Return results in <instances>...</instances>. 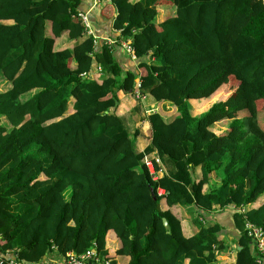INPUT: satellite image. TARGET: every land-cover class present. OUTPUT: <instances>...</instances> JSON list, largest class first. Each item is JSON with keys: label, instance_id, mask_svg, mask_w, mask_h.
<instances>
[{"label": "trees", "instance_id": "obj_1", "mask_svg": "<svg viewBox=\"0 0 264 264\" xmlns=\"http://www.w3.org/2000/svg\"><path fill=\"white\" fill-rule=\"evenodd\" d=\"M160 3L174 11L157 23ZM81 6L0 0V78L10 85L0 91V250L37 263L95 241L114 264L112 231L127 264H261L246 224L264 229V0L105 2L138 73L87 33ZM229 83L236 86L223 97ZM119 90L177 108L148 115L142 151L117 113ZM217 91L195 112L194 102ZM223 120L231 122L217 133ZM154 150L168 167L155 179L145 164ZM230 205L244 208L234 214L241 248L221 238L220 224L199 219ZM185 208L200 227L193 236L183 233Z\"/></svg>", "mask_w": 264, "mask_h": 264}, {"label": "crops", "instance_id": "obj_2", "mask_svg": "<svg viewBox=\"0 0 264 264\" xmlns=\"http://www.w3.org/2000/svg\"><path fill=\"white\" fill-rule=\"evenodd\" d=\"M81 9L84 11L89 12L90 20L92 21L93 29L98 37L97 40L99 45L102 43H108V38L118 40V43H112L113 45L111 48L113 50V54L123 68V70H132L138 73V59H134L124 48L120 45V41L124 39H119L120 37V30H117L114 27V15L115 11L108 10L105 13L101 11V8H91L90 0H82ZM167 9H169V14H167ZM158 16H157V23L163 21L168 16H171L174 8L171 3H160L157 5ZM116 16V14H115ZM118 38V39H117ZM66 44L64 38H59L56 41V46ZM4 83H7L4 81ZM10 87L9 83H7V89ZM6 89V90H7ZM118 97L120 98V103L117 109V113L123 118V121L128 126L129 132L132 134V137L135 141V145L139 151H142L149 145L151 140V124L148 120V115L153 111H158L163 114L165 117H171L177 114V108L173 106L172 114L167 112L166 110H162L159 105L164 104L167 101H156L154 98L147 97L146 99H136V95L131 93H124L123 91H118ZM171 103V102H169ZM172 104V103H171ZM174 105V104H172ZM71 111L72 108H71ZM201 112V111H200ZM169 113V114H168ZM158 158L157 165L159 169H155L157 171V178L162 176L165 172H167L168 167L157 154V151L154 150L151 154L150 158ZM156 161H154L155 163ZM201 175L200 168H196L195 176L199 179ZM218 176H220L218 174ZM217 176L216 173L212 174L211 182L213 184L218 183L220 178ZM263 201V200H262ZM257 206V205H256ZM168 205H165L164 208H167ZM198 210V209H197ZM242 211L241 209L230 205L225 208H218L215 206V210L213 211H200L202 214L200 216V221L206 226L220 224L221 225V238L225 240L230 246H237L238 240L240 238V232L236 228L234 223V214L235 212ZM186 218L183 220L182 229L185 236H193L199 230V225L194 223L192 219H190L189 213L187 208H185ZM192 216V215H191ZM0 243H1V235H0ZM121 248V244L118 241L115 234L110 231L106 238V250L112 259L114 264H127L129 262V257L126 255L120 254L119 249ZM230 252L220 254L218 256L219 260H224L229 257ZM63 255L58 253L57 251H52L48 253L40 262L37 263H28V264H46L53 261H60L62 260ZM185 264H190L189 259L185 260Z\"/></svg>", "mask_w": 264, "mask_h": 264}, {"label": "built area", "instance_id": "obj_3", "mask_svg": "<svg viewBox=\"0 0 264 264\" xmlns=\"http://www.w3.org/2000/svg\"><path fill=\"white\" fill-rule=\"evenodd\" d=\"M110 0H90L91 8H100L102 4L108 2ZM78 16L82 19L83 24L86 26L87 33L94 37L95 42L97 41V36L94 32L93 25L90 21L89 12L80 10L78 12ZM108 44H112L117 42L118 40L108 38ZM123 48L134 58L136 59V53L134 47L131 45L129 39H124L120 41ZM100 69V68H99ZM101 70V69H100ZM141 95L137 93V97ZM158 158H148L145 160V164L147 165L151 175L153 178H157V171L155 169L154 161L158 162ZM158 193L164 194L165 190L162 187L158 188ZM243 212L244 208L240 207ZM246 229L248 235L252 238V242L254 245V249H257L259 254V262L264 264V229L262 227H258L250 222L246 224ZM256 251V252H257ZM0 264H28L26 261L19 258V255L16 250H6L2 252L0 250ZM46 264H111V260L106 258L98 248L97 243L94 241L92 242L91 246L85 249L83 252H76V251H68L65 255H63L62 260L60 261H53Z\"/></svg>", "mask_w": 264, "mask_h": 264}, {"label": "rangeland", "instance_id": "obj_4", "mask_svg": "<svg viewBox=\"0 0 264 264\" xmlns=\"http://www.w3.org/2000/svg\"><path fill=\"white\" fill-rule=\"evenodd\" d=\"M235 84H232V83H229V85H224L222 88H221V90L220 91H222V93H223V97H225V96H227L230 92H232L233 90H234V88H235ZM7 83H4V81L0 78V91H2V90H6L7 88ZM216 97H218V91L217 92H215V94H213L210 98H209V102H207V103H202L201 105H197V104H195V102H194V107H195V112H200V111H202V110H205L206 108H208L209 107V105L210 104H212V102H214L215 100V98ZM136 99H138L137 97H135ZM214 98V99H213ZM214 100V101H211V100ZM217 100V99H216ZM165 101H167V100H165ZM168 103H164V104H161V105H159V107L162 109V110H166L167 112H169L170 114H172V109H173V106L176 108V106L175 105H172L171 103H169V101H167ZM260 106H261V108H262V116H263V120H264V101H260ZM168 113V114H169ZM241 115H244V113H242ZM231 121L230 120H223L222 122H220V123H217L216 124V127H214V129L216 130V132L217 133H221V132H223V130H225L227 127H228V125H229V123H230ZM27 262V261H26ZM27 263H29V262H27Z\"/></svg>", "mask_w": 264, "mask_h": 264}, {"label": "water", "instance_id": "obj_5", "mask_svg": "<svg viewBox=\"0 0 264 264\" xmlns=\"http://www.w3.org/2000/svg\"><path fill=\"white\" fill-rule=\"evenodd\" d=\"M167 219L166 218H164V224H166L167 225ZM238 248H241L240 246L238 247Z\"/></svg>", "mask_w": 264, "mask_h": 264}]
</instances>
